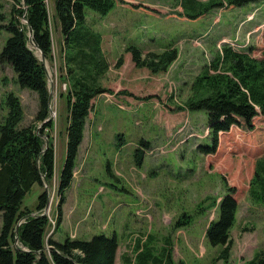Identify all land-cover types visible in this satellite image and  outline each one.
<instances>
[{
    "label": "rangeland",
    "instance_id": "1",
    "mask_svg": "<svg viewBox=\"0 0 264 264\" xmlns=\"http://www.w3.org/2000/svg\"><path fill=\"white\" fill-rule=\"evenodd\" d=\"M45 2L52 15L53 0ZM194 3L198 9L185 6L184 0H118L108 15L86 9L87 25L101 35L102 50L110 63L103 83L115 95L105 93L93 100L94 110L87 118L89 125H85L86 140L78 152V161L82 160L77 167L79 175L65 191L62 210L67 217L59 227L60 162L68 140L67 105L62 96L71 90V83L65 70L64 39L60 42L62 35L56 25L51 27L49 60L42 61L41 51L36 49L47 70L52 94V129L43 135L54 140L56 171L50 181L31 189L25 205L35 209L38 196L43 191L49 193L46 207L39 214L52 221L46 227V249L52 247L51 240L63 243L70 237L86 241L105 234L118 238L119 264H140L141 259L136 258L146 250L145 245L153 256L167 246L176 264H249L264 258V203L253 201L249 194L253 172L244 185L237 182L243 164L253 166L258 157L264 156L256 150L264 141L256 132L232 127L230 142L238 141L236 135L243 133L246 149L260 156L246 152L223 155L229 140L222 141L215 154H203L200 147L212 146L208 116L185 108L195 79L225 45L239 52L253 47V56L262 58L264 1L240 7L229 6L227 0ZM13 7L24 8L15 0H0L2 27L8 24ZM195 15L199 16L190 17ZM10 36L6 29L2 30L0 52ZM131 45L139 47L144 55L176 48L179 56L166 73L155 75L136 68L127 52ZM122 57L124 64L117 69L115 64ZM122 90L134 96L116 94ZM9 93L22 102L21 127L36 126L38 94L21 88L12 67L0 64V124L8 115L5 96ZM262 121L264 117H258L257 125ZM77 168L74 175L78 174ZM223 177L230 186L237 187L235 198L239 205L226 260L219 258L225 245L211 246L206 239L210 225L219 220L220 206L227 195ZM216 198L218 207L199 212L201 203L208 206ZM185 211L191 213L190 224L175 227ZM1 229L0 215V232ZM147 263L155 264L153 259Z\"/></svg>",
    "mask_w": 264,
    "mask_h": 264
},
{
    "label": "trees",
    "instance_id": "2",
    "mask_svg": "<svg viewBox=\"0 0 264 264\" xmlns=\"http://www.w3.org/2000/svg\"><path fill=\"white\" fill-rule=\"evenodd\" d=\"M15 1L24 8L13 7L8 24L4 27L0 25V34L3 29L11 34L0 52V64L12 67L21 88L38 94L39 110L35 118L38 124L22 128L24 111L21 100L13 93L5 96L8 115L0 124V264H115L119 248L115 235L107 237L100 234L86 241L69 237L63 243L51 240L52 248L48 253L44 242L48 219L33 214L39 213L46 206L48 194L43 191L38 196L34 210L24 207V204L31 189L35 185L42 186L43 177L50 181L55 171L54 149L52 143L46 147L43 135L47 129H52L53 121L49 120L47 70L34 52L36 49L41 50L45 59L49 60L52 51L51 27L56 25L64 39L65 70L71 83V90L62 94L67 105L68 142L60 178L59 226L63 216L65 191L74 179L86 121L94 110L93 100L105 93L115 95L113 89L103 83L110 63L102 50L101 35L87 25L86 9L108 15L118 0H53L52 15L48 12L45 0ZM257 1L262 0H227L231 7ZM194 2L195 0H184V5L192 9L199 8ZM23 18L27 20L26 24L21 23ZM30 35L35 49L29 43ZM254 50L252 47L239 52L225 45L191 86L185 108L190 112H204L208 116L211 130L212 146L200 147L203 154H215L222 146V141L230 142L229 131L232 127L242 132H256L264 141V121L261 125L256 123L258 117H264V48L260 51L262 58H255ZM127 52L137 69H146L155 75L166 73L179 56L176 48L144 55L139 47L131 45ZM123 64L122 57L115 67L119 69ZM116 94H125L126 98L134 96L128 90L118 91ZM39 125L42 128L38 129ZM243 137L244 134L239 133L236 135L238 141L233 139V144H227L238 149H230L224 144L226 148L223 155H243L245 152L252 156L259 155L260 153L253 154L246 149ZM260 146L256 150L264 154V144ZM139 151L143 153L142 149ZM252 172L249 194L253 201L264 203V156L258 157L253 166L243 164L237 175V182L244 185ZM223 180L227 195L220 206L219 220L210 225L206 239L211 246L225 245L219 258L226 260L232 245L231 229L235 225L239 205L235 198L237 187L230 186L224 177ZM203 203L200 204L201 209L198 207L199 212L218 207L217 198L208 206L202 205ZM23 218L25 221L16 233L15 229ZM190 219L191 213L185 211L175 227L190 224ZM16 240L20 246L14 245ZM165 242L169 243L168 240ZM145 246L146 250L144 248L136 258L141 259L140 264H148L152 259L155 264H176L167 246L158 256H153L151 248ZM249 264H264V258Z\"/></svg>",
    "mask_w": 264,
    "mask_h": 264
},
{
    "label": "crops",
    "instance_id": "3",
    "mask_svg": "<svg viewBox=\"0 0 264 264\" xmlns=\"http://www.w3.org/2000/svg\"><path fill=\"white\" fill-rule=\"evenodd\" d=\"M60 37V36H59ZM63 41V39H62V36H61V38H60V42H62ZM90 116V115H89ZM89 125V123H88V121H87V124H86V126H88ZM87 130H88V128L86 127L85 128V138H84V142H85V140H86V135H87ZM66 134H67V132H66ZM68 136V135H67ZM67 142H68V140H67V138H66V143H65V145H66V148L64 149V154L62 155V157H61V162H60V164H61V169L60 170H62L63 169V167H64V165H65V161H66V154H67ZM84 142H83V144H84ZM82 144V145H83ZM80 153V152H79ZM79 160V154H78V157H77V162H76V168L80 165V163L82 162V160L81 161H78ZM75 168V169H76ZM55 171H56V166H55ZM77 171H78V174H75L74 175V179H73V182H72V184L75 182V180L77 179V176L79 175V168H77ZM44 181V180H43ZM66 196V195H65ZM67 197V196H66ZM38 203V202H37ZM37 205V204H36ZM24 207H27L25 204H24ZM46 207V206H45ZM29 208V207H28ZM29 209H33L34 210V208H29ZM66 217H67V215H66V212H63V218H62V221H61V223H60V225H62V223L64 222V220L66 219ZM23 219H25V218H23ZM59 225V226H60ZM55 241H57V240H55ZM58 242V241H57ZM120 247V246H119ZM119 252H120V250H119V248H118V250H117V254H116V260H115V264H119L120 262H119Z\"/></svg>",
    "mask_w": 264,
    "mask_h": 264
},
{
    "label": "water",
    "instance_id": "4",
    "mask_svg": "<svg viewBox=\"0 0 264 264\" xmlns=\"http://www.w3.org/2000/svg\"><path fill=\"white\" fill-rule=\"evenodd\" d=\"M23 20H25V19L23 18ZM25 21L27 22V20H25ZM30 43H31L32 46H34V43H33L32 38H30ZM41 60L42 61L45 60V56H44V54L42 52H41ZM51 97H52V94L50 93V96H49V100H50V113L53 112V108H52V105H51ZM49 120H52V119L49 118ZM44 139L46 141V147H48L50 145V140H49V138L47 136L44 137ZM18 231H19V225H17V227L15 229V232L16 233H18Z\"/></svg>",
    "mask_w": 264,
    "mask_h": 264
},
{
    "label": "built area",
    "instance_id": "5",
    "mask_svg": "<svg viewBox=\"0 0 264 264\" xmlns=\"http://www.w3.org/2000/svg\"><path fill=\"white\" fill-rule=\"evenodd\" d=\"M45 209H46V208H45ZM45 209L43 210L44 213H45ZM47 210H48V209H47ZM48 211H49V210H48ZM22 222H24V219H22V220L20 221V223H22ZM48 222H49L50 225H52V221L50 222V219H48ZM52 233H53V231L50 233L49 236H51ZM50 248H52V247H49V248H47V249L49 250Z\"/></svg>",
    "mask_w": 264,
    "mask_h": 264
},
{
    "label": "bare ground",
    "instance_id": "6",
    "mask_svg": "<svg viewBox=\"0 0 264 264\" xmlns=\"http://www.w3.org/2000/svg\"><path fill=\"white\" fill-rule=\"evenodd\" d=\"M30 38H32V36L30 35ZM33 40V39H32ZM30 43V42H29ZM31 44V43H30ZM32 46V45H31ZM32 47H35V46H32ZM41 51V50H40ZM42 52V51H41ZM35 53V52H34ZM36 54V53H35ZM37 56V55H36ZM74 175V174H73ZM43 179H44V183L46 182V180H45V177H43ZM55 226V225H54Z\"/></svg>",
    "mask_w": 264,
    "mask_h": 264
}]
</instances>
